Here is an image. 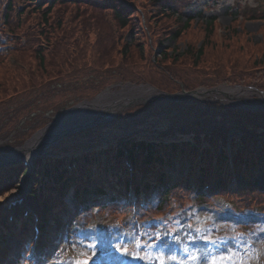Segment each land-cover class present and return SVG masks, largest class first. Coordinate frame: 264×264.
Segmentation results:
<instances>
[{
	"label": "trees",
	"instance_id": "16d2710c",
	"mask_svg": "<svg viewBox=\"0 0 264 264\" xmlns=\"http://www.w3.org/2000/svg\"><path fill=\"white\" fill-rule=\"evenodd\" d=\"M158 6L159 0H149V5H138L135 0H39L38 3H35V0H23L19 4L14 0H0V45L2 44L4 47L0 50V123L4 118L10 117L11 113L24 110L20 104L44 99V90L53 92L54 88L52 90L51 85L56 84L59 80H62L58 83L62 87V84L73 82L63 79L74 73H81L93 67L99 69L96 65L97 59H103L109 52L106 49L95 48V44L103 45V40L108 37L114 50L113 56L120 61L121 75L125 71L122 61L124 58L128 59L130 46L129 43L123 42L122 38L126 33H129L131 36L136 34L139 37L137 45L141 61H143L144 55L145 58H148L151 54V59H147L151 68L155 67L158 72L165 74V78L168 77V73L176 78V74L172 72L173 66L178 65L176 56L169 55L166 50L162 51L161 44L159 46L153 44L156 30L151 27L162 16L153 17V12H149L148 8L152 11L156 10L157 13L164 7L158 9ZM246 15H250V19L264 20V10ZM103 18H106L110 27V33L106 35L100 31L97 32L94 28L97 21ZM92 19L95 24L91 21ZM188 24V21L184 22L183 30L188 29ZM212 33L213 21L210 18L206 21L201 44L197 48L188 45L186 49V53L194 51L195 59L194 63L187 68L196 70L201 68L200 71H202V67L205 65V63H201L204 61L202 59L212 53L215 58L218 57V62H220L219 57L224 56L223 67L232 69L235 76L237 74L242 76L254 74L257 81L255 84L264 87V31L262 40L255 44L252 43L251 46L249 40H246L244 44L238 43L236 36L229 37L227 39L229 43L219 45L210 39ZM170 36L175 40L178 37L181 38L179 30L173 31ZM231 42L234 44L233 47ZM159 47L158 59L153 61L152 54ZM10 57L14 59L12 64ZM214 57L212 60H215ZM197 62L200 63L196 64ZM154 64L163 68L158 70ZM198 65H202V67ZM208 67H212V64ZM123 76L137 81L135 72L126 73ZM166 84L177 88L175 82L170 81L169 78ZM194 84H201V82L195 80ZM100 89L101 87L90 94L77 96L76 99H89ZM63 102L65 101L58 100V102L50 103L51 105L57 103L60 105ZM5 114L7 115L5 116ZM138 119L142 120L143 126L134 128L136 130L127 129L119 132L117 135L119 138L115 141L125 143L129 150V157L132 160L137 159V169L140 170L143 168L153 169L151 161L155 155L157 156L155 149L163 148V139L170 141L169 147L173 151L177 149L178 145H188L189 141H194L196 145L205 147L210 153L215 147L225 142L230 129H238L244 140L251 143L261 138L264 145V113L189 100H161L137 107L116 118L113 122L83 131L82 136L93 134V137L99 141L102 137L100 133L108 128L130 124ZM42 125L39 124L38 127ZM9 130L10 128L5 129V131ZM0 133H4V130L1 129ZM76 137L79 139V135L72 136V138ZM248 142H244V144L249 145ZM117 144L114 142L110 146L113 150H118L119 145ZM10 146L3 147V149L6 150ZM241 151L239 150L237 153L240 154ZM137 153H141V156H138ZM64 158H66L65 154L47 158L48 164L45 170L48 182L52 183L48 184L52 187L60 185L59 187L63 190L69 183V176L63 173L64 166L58 162ZM18 167L0 170V185L8 182ZM38 179H40L39 176ZM134 179L139 181L136 177ZM141 179L144 184L137 185L135 191L145 190L150 193L149 182L153 179L151 177H142ZM78 181L74 180L71 183ZM44 183L47 182L40 180L37 185L38 191L34 190L36 194L41 192ZM107 183L120 187L118 189L120 190L128 185V179L122 181L119 177L113 176L109 180H101L100 185H96L93 191L103 193V188ZM78 188H76L77 199L86 193H83V189L79 191ZM176 188L169 186L157 193L158 211L167 206L169 198L180 197L182 193L175 192ZM249 194L247 193V196L241 200L245 201L250 198ZM44 195L43 206L40 209L43 219H46L52 211L58 213L62 194H56V191L50 189ZM150 195H153V191ZM32 196V193L28 194V199L30 200ZM87 209L94 208L88 207ZM120 211L122 212V209ZM103 212V214L107 213V211ZM1 219L5 221V214Z\"/></svg>",
	"mask_w": 264,
	"mask_h": 264
},
{
	"label": "rangeland",
	"instance_id": "374dc122",
	"mask_svg": "<svg viewBox=\"0 0 264 264\" xmlns=\"http://www.w3.org/2000/svg\"><path fill=\"white\" fill-rule=\"evenodd\" d=\"M14 1L19 4L23 0ZM135 1L138 5H149V0ZM162 6H164L162 11H157V13L156 10L152 11V9L148 8L149 12H153V17H155L156 15L162 16L156 21L157 23L155 22V25L151 27L152 29L156 30V38L154 39L153 44L155 46H159L161 44L163 46L162 51L166 50L168 51V54L176 56V58L178 59V67H176L174 71L182 75L181 79L184 82L188 83V86L192 84L194 85L195 80H199L206 85L213 84L215 80H222V83L220 85L212 88H219L222 85L228 86L233 84L228 81H236L238 83L240 82L243 85L250 86L253 85L244 83L257 82L255 80L256 77L254 74L246 76L231 75L228 78H221L222 74L217 77V73L215 71H211V69H207L206 73H201L200 70H191L190 68H186L188 66L187 64H191L193 61H195L193 56L194 51H189L186 53V49L188 45H190L192 48H197L201 44L202 39L204 38V28L206 21L212 17L215 22L213 24V33L210 39L216 44H225L226 42H228L227 39L231 36H233L232 38L236 36V40H238V43L240 44H244L246 40H249L250 46L251 42H260L262 39V32L264 31V20H250V15H246V13L254 14L255 12L263 11L264 0H188L187 2L186 0H159L158 9ZM91 21L93 22V24H95L93 19ZM185 21L189 22L187 30H183L182 28ZM94 28L97 32L100 31L103 35L110 33V27L106 18L97 21V25L95 24ZM112 29L114 31L113 26ZM176 30H179L181 35V38L178 37L177 40L173 39L170 36L172 32ZM134 36H136V38H134ZM122 41L130 44L128 59L124 58L122 61V67H125L124 74L129 73L130 71L135 72L139 80L141 81V84L145 86H148V84L144 82V79L145 77L148 78L150 76L152 78V82L150 83L154 84L155 82L157 84L155 85L157 88H163L164 90L169 92L174 91L172 89V86H165V83L168 80L164 79L159 73L154 71V69L149 66V62L147 61V59H151V54L148 58H145L144 55L142 59L143 61L140 60L141 56L139 55V46L137 45L139 37L136 34L131 36L129 33H126L122 38ZM231 44L233 43L231 42ZM233 46L234 44L232 45V47ZM95 48H99L100 50L106 49L109 52V54L106 55V57H104L103 59H97L96 65L99 67V69L93 67L86 69L81 73H74L73 75L63 79L66 81L72 80L73 82L62 84V87L60 86V84H58L62 80H59L56 84L51 85L52 90L54 88L53 92H46V89L44 90V99L32 103L20 104V106L24 108V110L19 112L16 111L15 113H11L12 115L10 117L4 118L2 123H0V130H4V133H0V153L7 152V150H9L11 147L16 146L15 148H17L19 146H22L27 140H30L36 134L35 131L39 124L46 125L53 122L58 111L70 105H74L77 101H79L76 99L77 96L90 94L95 89L98 90L100 87L102 88L100 90L101 92H105L108 90L109 92H116L118 90H121L122 88L127 87L120 80V78L114 76V73L119 69L122 70V68L121 66H116L117 61L113 56L114 50L111 46L110 38L108 37L104 39L103 45H99L98 43H96ZM181 54H184V57ZM158 56L159 53L157 52V50L153 52L152 58L158 59ZM213 57L214 55L210 53L209 56H205V58L202 59L204 61L201 63H205V65L212 64V67H217V69L219 70L224 65V56L219 57L220 62H218V57H214L215 60H212ZM199 63L200 62H197L196 64ZM178 68H181L183 70H179ZM212 78H214V80ZM205 84L199 85L197 89L211 88L207 87ZM56 87L57 90H55ZM101 92H99L98 94H100ZM223 99L225 98L223 97ZM58 100H63L65 102L60 105H58V103L55 105H51L50 102H58ZM7 114H5V116ZM76 123L77 121H75L74 124ZM140 126H143V122L142 120L138 119L130 124H121L116 127H111L110 129L100 133L102 135V137L100 138L101 142H107V140L113 141L115 138H117L119 132L127 129L134 130V128H138ZM6 128H10V130L5 131ZM82 135L83 134L79 135V139H77V137L72 138L71 136L66 135L57 142H51L50 146H48L49 144L44 146L42 152L38 154L32 161L33 167H25L23 171L19 172L18 182L14 186L15 188L10 189L4 194L0 195V198H3V200L0 201V209H4V207L7 208V206L11 202H16L19 200V198H22V204L25 200L27 201L28 194L32 193L33 196L30 198L29 202L31 203L32 208H34V210L41 216L42 213L40 208H42L43 206L42 198H45L44 194L52 189V187L50 186V184L44 183L41 192L36 194V191L38 190L35 189V185L39 182L37 177L39 175L41 176L44 168V165L40 163L41 159L39 158L41 156H48L49 152L69 151L72 149L81 148L82 146L90 143H96L98 141L93 137V134H90L88 136ZM67 136L69 138L64 141L63 138H66ZM102 138H105V140L102 141ZM6 146L10 147L4 150L3 147ZM162 153H164V156L168 157L165 151H163ZM174 155H180V153L175 152L174 154H172V156ZM258 172L259 173L254 177V180L258 181L259 185L257 184V182L256 185H258L257 187L262 191L263 188H261V182L264 183V173H261L260 171ZM235 177L236 179L239 178L238 175H235ZM34 190L36 191L34 192ZM60 191H57L56 194H60ZM67 193L68 192L66 191L65 194L67 195ZM192 194L193 195L188 194V196L186 195L183 197V202H190V204L193 203V205L188 209H183V207L179 208L181 207L180 203L182 202V200L176 198L177 196L169 198V207H171V209L175 208V216L173 217V219L169 218V215L167 214L168 212L163 213L162 222L165 221L163 223L166 225L163 227L162 233L160 234L161 239L153 240V238L149 236V234L147 235V237H145L143 228H141L143 234V236L141 237V241L144 242V247H141L140 249H138V251L141 255L147 254L152 256L153 259H138L137 261V259H134L129 255L131 257L132 264H158L156 258L161 255L165 257V264H181V262H184V264H204V261L202 259H198L195 262L189 261L188 254L193 253L197 254L198 256L204 253H210L212 255H222L223 253L219 252V249H221L222 247H239V254L243 257L244 254L247 253V256L250 258L251 264H264V193H262V195L256 194L254 195V197H250L245 201L232 199L235 206L238 208V210H233V213L241 216L240 220H233L230 217V215H232V213L230 212L228 214H224V216L220 215V212H223V209H221V207H224L222 203L223 200H221L220 197L215 198L208 195H202L199 196L198 199H196V197L194 196L197 194V192L193 191ZM242 194V197L247 196L246 194ZM67 200L69 204L73 202L72 198H67ZM29 202L27 201L28 205ZM155 203L156 199L152 198L150 200V205ZM15 205L18 204L15 203ZM17 207V209H20L25 206L20 207L19 205ZM105 210L108 212L106 214H103V211ZM70 211L71 210L66 211V213L62 209L58 213L52 211L46 217V219H44L46 227L45 231L43 230L44 232L42 234V237L46 238L47 240V253L49 251L56 252L58 250L63 252L68 251L71 255L72 246H77L74 241L71 242L70 246L68 245V239L70 237L68 224H66V226L65 223L64 225H58V222L56 221V216L58 214L60 217L68 221V214ZM129 214L130 213H122L120 210L111 206H108L107 208L101 210L100 213H92L90 221H96V223L103 230L95 229L98 227L96 226L89 231L87 230L88 232L84 233L83 237L85 236L88 241L93 240L94 242L97 237L96 233L101 232L100 237L98 238V242L99 244L106 246L101 247L100 250H106L105 248H108V245L112 244L115 240L117 241L121 236H125L130 240H134L136 237L135 232L132 229H129L130 231L126 230L124 228V225L120 223L125 220V218H127L126 215ZM169 214L172 216V213ZM136 216L140 217L138 214ZM117 219H119L120 222ZM53 220H55L57 227H53ZM78 221L79 220H76L74 225L76 223H79ZM169 225L172 228H170ZM189 225H191V227H189ZM236 228L238 229V231L236 230ZM53 229L56 230L55 236ZM168 229H172L171 233L170 231H168ZM196 229H199V236L210 237L211 240L205 241L199 238L195 240L191 239V237L197 236ZM117 232L118 235L116 234ZM166 233H170V235H165ZM173 237H177V240L173 241ZM8 239L11 240L9 241L11 246L14 245L12 242H15V245L18 246V243L16 241H13L10 237L5 236V240ZM5 244H7V241L5 242ZM16 246H13L14 250H16ZM111 248H113V246H111ZM185 248L187 249V252L184 251ZM17 251L18 249L16 250V252ZM63 252L59 253V257L63 258ZM96 253H98V251ZM173 255L176 256L175 260L167 259V257ZM119 258V256H115V261L119 260ZM49 260L50 259L48 257H46L45 259H37L35 261V264H61L59 262H52ZM11 262H7L5 264H10Z\"/></svg>",
	"mask_w": 264,
	"mask_h": 264
},
{
	"label": "snow or ice",
	"instance_id": "6c2138e0",
	"mask_svg": "<svg viewBox=\"0 0 264 264\" xmlns=\"http://www.w3.org/2000/svg\"><path fill=\"white\" fill-rule=\"evenodd\" d=\"M191 227V225H189ZM197 236L191 237V239L195 240L197 238L205 241H210V237H201L198 235L199 229H196ZM165 235H170V233H166ZM156 239H161L160 233L155 234ZM234 239V237H233ZM173 241L177 240V237L172 238ZM141 239L136 238L135 240H130L127 245H114L116 251L125 254L130 255L134 259H140V260H151L153 259L150 255H141L139 251L136 249L141 248ZM246 243V242H242ZM151 246V245H149ZM94 247L93 244H88L86 247H79L76 245L72 246V254L70 255L68 251H64L62 253L64 257V264H89L90 260L95 256V252H91V249ZM170 250V249H169ZM185 252H187V249H184ZM219 252L223 253L212 255L210 253H204L200 256L197 254L189 253L188 254V260L195 262L198 259H202L204 261V264H251L250 258L247 256V253L244 254L242 257L240 253L239 247H230V248H221L219 249ZM158 261V264H165V257L163 255L156 258ZM167 259L175 260L176 256H169ZM181 264H184V262H181Z\"/></svg>",
	"mask_w": 264,
	"mask_h": 264
},
{
	"label": "bare ground",
	"instance_id": "6f19581e",
	"mask_svg": "<svg viewBox=\"0 0 264 264\" xmlns=\"http://www.w3.org/2000/svg\"><path fill=\"white\" fill-rule=\"evenodd\" d=\"M225 90L224 88L221 89ZM221 93V92H219ZM218 92L213 94L214 97H219L220 94ZM226 94L229 95H236L238 94L237 91L231 90V91H226ZM119 95H122L124 99H119L115 96H112L111 93H106V95L101 96L98 98V100L95 103L102 104L100 105H94L95 110H85V111H76V113H72L68 115L66 118H61L59 121L56 123L52 124L49 126L47 129L44 131H41L34 135L32 139L28 140L24 146H22L18 150L12 151V156H18L23 158L28 164L32 163L34 160L33 158H36L38 154H40L43 150V145L44 143H47L52 140H56L59 138V134L61 132L66 131L68 128H70L72 125H74L75 121L77 120L80 123H83L86 121L88 116L94 115L96 111L104 110L105 107H108L109 109H118L120 106L121 102H125L124 100L126 99H131L132 97L140 96L141 93L137 89L133 88H125L121 91ZM247 95V93H246ZM220 100L224 101L221 97L219 98ZM264 95L260 97V100H258V103L264 104ZM106 104V106H105ZM92 108V107H90ZM100 114V112L98 113ZM96 116V115H95ZM94 116V117H95ZM93 118V117H92ZM3 198H0V201H2Z\"/></svg>",
	"mask_w": 264,
	"mask_h": 264
},
{
	"label": "water",
	"instance_id": "95a60500",
	"mask_svg": "<svg viewBox=\"0 0 264 264\" xmlns=\"http://www.w3.org/2000/svg\"><path fill=\"white\" fill-rule=\"evenodd\" d=\"M214 90H209L208 92H213ZM198 93V91H193L192 93ZM183 95H185V93H182ZM182 94H175V95H168V94H165V96L166 97H168V98H179V97H181V95ZM82 105V104H81ZM80 105V106H81ZM85 106L87 105V106H91V104H89V103H87V104H84ZM79 106H76V107H72V108H70V109H68V110H66V111H64L63 113H61L60 115H58L57 117H56V122L57 121H59L61 118L63 119V118H66L68 115H70V114H72V113H74L75 112V109L76 108H78ZM104 120V117H102V115L101 116H98L96 119H94V120H91V121H89V122H87L86 124H83V125H76L75 127H73L72 126V128L71 129H69V130H67L65 133L63 132L62 134H60V135H64V134H66L67 132H70L71 130H74L75 128H77V129H81V128H86V127H89V126H93V125H95V124H97V123H99V122H101V121H103ZM47 128V127H46ZM60 135H59V137H60ZM16 150H18V149H16ZM12 152V151H11ZM11 152H9L7 155H6V157H8V156H10V155H12V153ZM4 158V157H3Z\"/></svg>",
	"mask_w": 264,
	"mask_h": 264
}]
</instances>
